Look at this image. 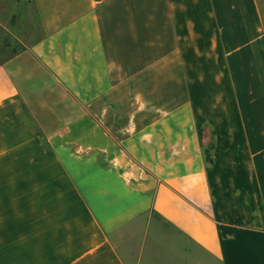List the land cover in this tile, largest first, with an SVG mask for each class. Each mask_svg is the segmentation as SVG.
I'll return each mask as SVG.
<instances>
[{"label":"crops","instance_id":"crops-1","mask_svg":"<svg viewBox=\"0 0 264 264\" xmlns=\"http://www.w3.org/2000/svg\"><path fill=\"white\" fill-rule=\"evenodd\" d=\"M1 30L0 264H264V0H0Z\"/></svg>","mask_w":264,"mask_h":264},{"label":"rangeland","instance_id":"rangeland-1","mask_svg":"<svg viewBox=\"0 0 264 264\" xmlns=\"http://www.w3.org/2000/svg\"><path fill=\"white\" fill-rule=\"evenodd\" d=\"M1 36V47H0V63L4 58L10 56L13 52V49L10 46L9 36L3 31H0ZM17 47H22L23 45H16Z\"/></svg>","mask_w":264,"mask_h":264}]
</instances>
